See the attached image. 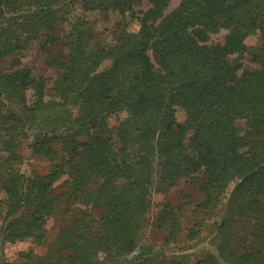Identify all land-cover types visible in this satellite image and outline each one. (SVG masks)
<instances>
[{"label": "trees", "instance_id": "trees-1", "mask_svg": "<svg viewBox=\"0 0 264 264\" xmlns=\"http://www.w3.org/2000/svg\"><path fill=\"white\" fill-rule=\"evenodd\" d=\"M170 3L0 0V241L42 245L50 219L63 221L45 254L20 252L17 264H264V0H182L168 13ZM76 5L124 17L113 43L72 17ZM65 29L66 55L55 50ZM32 45L57 72L49 90L19 59ZM24 149L48 172L23 173ZM199 176L202 218L187 241L213 221L211 249L150 263L147 230L168 231L166 243L181 232L182 206L148 218L155 177L167 193Z\"/></svg>", "mask_w": 264, "mask_h": 264}, {"label": "rangeland", "instance_id": "rangeland-1", "mask_svg": "<svg viewBox=\"0 0 264 264\" xmlns=\"http://www.w3.org/2000/svg\"><path fill=\"white\" fill-rule=\"evenodd\" d=\"M182 0H171V3L168 8V13L174 11ZM148 5H143L136 8V11H145ZM86 16L88 21L92 23V29L96 33L98 40L103 45H110L113 43L115 37V31L117 25L123 22L124 17L116 12H93L85 13L81 5H76L72 12V17ZM66 29L60 32L61 44L55 50H60L63 54L66 55L67 49L66 45ZM227 32L222 31L217 35H212L209 39V42L212 44L223 43L224 37ZM258 35L250 36L246 40V44L249 47H255L258 43ZM22 64L28 66L33 74L36 77H43L49 79L48 90L52 87V83L56 79V71L51 69L46 64V56L41 52L40 48L37 45H32L28 50L23 52L19 56ZM245 67L256 69L258 66L250 61V58H246L243 61ZM1 67L8 69L10 67V61H6L1 64ZM176 117L179 122H184L185 113L182 109L177 108ZM115 124L112 121V125ZM241 126L244 127V122H241ZM27 151V150H26ZM25 152V149L23 150ZM1 154V153H0ZM25 161L21 166V171L28 176H31L34 172L45 173L49 170V163L43 161L37 157L29 156L28 152H25ZM65 179L57 183V188L55 195L60 194L63 191L62 186ZM202 182V177L194 180H182L177 186L169 190L167 193H161L157 191L159 188L158 180L155 177L154 188L151 192V209L148 214V218L152 223L155 221L159 211L162 209L164 203H170L174 206H182L177 215L180 223L181 232L177 234L174 240H170L169 243H166L170 236L169 232L166 230H159L151 226L141 244L140 252H152L153 255L149 258V262L153 263L162 258H167L170 260H180L187 263H193L198 260L200 255L212 247V226L213 221L206 222L202 228H199L201 231L199 237L196 241L189 242L187 241V234L189 229L194 227L196 222H200L202 216L197 210V204L201 200V195L199 192L200 184ZM63 221H60L59 217H53L50 219L47 229L49 231L48 238L45 244L38 245L35 241H26L18 242L13 245L5 244L0 241V259L3 264H17L18 263V254L20 252H26L29 250H34L36 253L45 254L46 249L49 244H51L59 231L60 226H62ZM2 225V218H0V227ZM251 234V227L247 225L244 221L239 223V226L236 228L237 243H242L245 247V236ZM241 239V240H239ZM253 245V244H252ZM157 254V255H156Z\"/></svg>", "mask_w": 264, "mask_h": 264}]
</instances>
